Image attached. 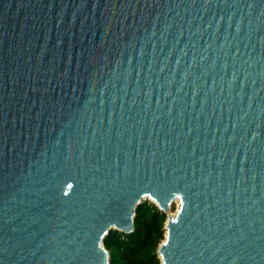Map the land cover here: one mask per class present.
Segmentation results:
<instances>
[{
  "label": "water",
  "instance_id": "obj_1",
  "mask_svg": "<svg viewBox=\"0 0 264 264\" xmlns=\"http://www.w3.org/2000/svg\"><path fill=\"white\" fill-rule=\"evenodd\" d=\"M147 197L161 264H264V0H0V264H110Z\"/></svg>",
  "mask_w": 264,
  "mask_h": 264
},
{
  "label": "trees",
  "instance_id": "obj_2",
  "mask_svg": "<svg viewBox=\"0 0 264 264\" xmlns=\"http://www.w3.org/2000/svg\"><path fill=\"white\" fill-rule=\"evenodd\" d=\"M167 214L145 200L138 205L134 231L112 229L104 239L110 264H161L158 248L165 238Z\"/></svg>",
  "mask_w": 264,
  "mask_h": 264
},
{
  "label": "rangeland",
  "instance_id": "obj_3",
  "mask_svg": "<svg viewBox=\"0 0 264 264\" xmlns=\"http://www.w3.org/2000/svg\"><path fill=\"white\" fill-rule=\"evenodd\" d=\"M147 200L153 202V201H152L151 199H149V198H147ZM178 207H179V205H178L177 201H175V202L172 204V206H171V214H175V213L177 212V210H178ZM167 217H168V215H167ZM165 234H166V229H165Z\"/></svg>",
  "mask_w": 264,
  "mask_h": 264
},
{
  "label": "bare ground",
  "instance_id": "obj_4",
  "mask_svg": "<svg viewBox=\"0 0 264 264\" xmlns=\"http://www.w3.org/2000/svg\"><path fill=\"white\" fill-rule=\"evenodd\" d=\"M147 198H149V197H147ZM175 201H177V203H178V205H179V207H178V209H179V208H180V205H181V203H180V199L177 198ZM171 206H172V205H171ZM168 214H171V208H170V211H169ZM172 215H176V213H175V214H172ZM166 234H167V230H166Z\"/></svg>",
  "mask_w": 264,
  "mask_h": 264
}]
</instances>
